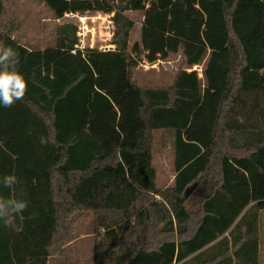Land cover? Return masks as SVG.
<instances>
[{
  "label": "trees",
  "instance_id": "16d2710c",
  "mask_svg": "<svg viewBox=\"0 0 264 264\" xmlns=\"http://www.w3.org/2000/svg\"><path fill=\"white\" fill-rule=\"evenodd\" d=\"M21 2L0 0V41L27 81L0 106V177L18 178L0 199L28 210L0 222V264H18L17 238L43 235L31 252L78 264L68 246L89 214L94 264H264V0H42L59 21L45 50ZM132 12L144 14L133 46ZM90 14L111 16L113 49L80 48L66 16ZM175 55L170 86L137 80L143 60ZM159 132L176 176L158 195Z\"/></svg>",
  "mask_w": 264,
  "mask_h": 264
},
{
  "label": "rangeland",
  "instance_id": "374dc122",
  "mask_svg": "<svg viewBox=\"0 0 264 264\" xmlns=\"http://www.w3.org/2000/svg\"><path fill=\"white\" fill-rule=\"evenodd\" d=\"M21 5L25 34L30 39H35L40 44L38 46L42 47V45H46L54 34V29L58 23L51 19L52 11L42 0H22ZM128 15L136 23L135 28L131 32L130 39L131 46H133L141 39L144 14L142 12H132ZM66 17H68L66 19L69 21L71 20L80 25V48L82 50L86 48L110 49L114 36V25L110 15L90 14L84 16L68 15ZM181 62L182 58L180 55H175L168 60H159L153 64L143 60L136 72L137 80L143 87H168L172 84L175 74L180 69ZM196 69L200 71V76L203 79L204 68L198 67ZM170 142L171 137L169 134L163 132L156 134L155 145L159 151H156L154 154V161L156 169L159 170L157 171L159 180H161L159 185L161 190L158 188V195L161 191L174 185L176 170L169 153L174 157V163L176 154L174 149H171L169 146L167 149L169 151L162 149L165 143H167L165 145H169ZM169 178L171 183H167V181L169 182ZM158 214H160L161 218L162 213ZM76 232L78 238L68 246V254L71 261L78 264H94L96 238L94 237L93 214L83 217V220L80 221L76 228ZM48 239L47 235H43L38 239L17 238L13 249L18 264H61L58 259L48 257L45 254L38 257L37 254L30 251L32 244L43 245Z\"/></svg>",
  "mask_w": 264,
  "mask_h": 264
},
{
  "label": "clouds",
  "instance_id": "9594fccd",
  "mask_svg": "<svg viewBox=\"0 0 264 264\" xmlns=\"http://www.w3.org/2000/svg\"><path fill=\"white\" fill-rule=\"evenodd\" d=\"M18 62V53L0 41V106L4 108H11L23 100L27 92V81L15 67ZM40 142L46 144L47 139L41 137ZM17 182L18 178L14 174L0 177V185L7 189H15ZM27 210L28 201L24 198L0 199V222H3L4 227L11 228L15 216ZM30 218H35V213Z\"/></svg>",
  "mask_w": 264,
  "mask_h": 264
},
{
  "label": "crops",
  "instance_id": "0c3cea01",
  "mask_svg": "<svg viewBox=\"0 0 264 264\" xmlns=\"http://www.w3.org/2000/svg\"><path fill=\"white\" fill-rule=\"evenodd\" d=\"M52 19V18H51ZM52 20H54V19H52ZM55 21V20H54ZM57 22H59V21H57ZM54 31H55V29H54ZM26 37H27V39H28V41H29V43H31L32 45H40L39 43H37L36 42V40L35 39H30L29 37H28V35H26ZM51 44H46V45H42V49L43 50H45V48L47 47V46H50ZM114 48V46L112 45L111 47H110V49H113ZM109 49V50H110ZM163 87H165V86H163ZM171 149H173V148H171ZM166 151V150H165ZM155 153H156V151H155ZM154 153V154H155ZM154 166H155V168H156V165H155V161H154ZM156 171H159L158 169H156ZM166 178V177H165ZM169 180H170V178H169ZM175 180V179H174ZM160 182H161V180H159V175H158V173H157V187H159V184H160ZM171 181H167V183H170ZM158 196V195H157Z\"/></svg>",
  "mask_w": 264,
  "mask_h": 264
},
{
  "label": "bare ground",
  "instance_id": "6f19581e",
  "mask_svg": "<svg viewBox=\"0 0 264 264\" xmlns=\"http://www.w3.org/2000/svg\"><path fill=\"white\" fill-rule=\"evenodd\" d=\"M166 151H169V150H166ZM173 151V150H172ZM175 151V150H174ZM169 155H170V158L172 159V164L173 165H175V163H174V157L169 153ZM170 181V180H169ZM171 183V182H170ZM160 185V184H159ZM160 190H161V188L160 187H158Z\"/></svg>",
  "mask_w": 264,
  "mask_h": 264
}]
</instances>
